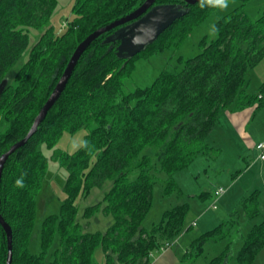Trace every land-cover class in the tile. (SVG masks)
<instances>
[{
  "label": "trees",
  "instance_id": "trees-1",
  "mask_svg": "<svg viewBox=\"0 0 264 264\" xmlns=\"http://www.w3.org/2000/svg\"><path fill=\"white\" fill-rule=\"evenodd\" d=\"M144 1L76 0L73 16L64 26L46 27L28 49L29 29L47 23L57 0H0V155L27 134L76 46L95 29L129 14ZM223 1L200 0L190 5L185 0H155L154 4L182 5L187 12L132 57L117 54L116 33L128 22L100 34L82 52L37 129L4 163L0 214L12 231L11 264H44L56 232L58 248L48 264H97L98 247L104 264H148L150 253L181 231L187 203L164 210L150 229L142 225L156 175L151 157L141 151L151 146L155 164L166 175L163 193L167 194L177 190L173 174L213 150L206 139L225 110H241L255 102V108L260 107L264 80L256 93H249L245 75L264 58V10L251 18L243 8L249 0H238L239 6L214 23L215 37L203 39L201 51L182 61L181 69L163 70L150 85L130 91L123 89V80L131 75L136 59L176 48ZM79 128L89 130L83 143L72 153L53 154L67 170L65 197L59 213L42 220L41 251L32 253L35 194L47 169L39 144L51 146L63 130ZM107 180L110 188L99 202L84 209L83 216L89 218L102 209L113 220L105 231L82 232L75 198ZM259 195L260 189H254L241 199L247 218L260 213ZM242 213L234 210L227 222L200 234L182 259L194 260L207 237H223L231 227L239 229ZM242 238L235 260L252 264L264 246V219ZM7 251L0 225V264H6ZM228 253L225 248L208 264H225Z\"/></svg>",
  "mask_w": 264,
  "mask_h": 264
},
{
  "label": "rangeland",
  "instance_id": "rangeland-1",
  "mask_svg": "<svg viewBox=\"0 0 264 264\" xmlns=\"http://www.w3.org/2000/svg\"><path fill=\"white\" fill-rule=\"evenodd\" d=\"M75 3L76 0H57L47 23L29 29L28 49L46 27L52 26L56 30L64 26L66 20L73 16L72 7ZM239 4L238 0L223 1L191 28L179 46L162 50L149 57L136 59L131 75L123 80V89L130 91L135 87L148 86L161 71L181 69L182 61L201 51L200 44L203 39L209 41L215 37L214 23ZM243 8L251 18L258 17L264 10V0H249ZM28 49L23 57L26 56ZM245 77L248 82L246 90L249 93H256L258 86L264 80V58L255 67L248 69ZM256 103L248 106L251 112L250 118L240 128L233 125L231 120L228 121L229 116L224 113L222 119L225 122H222L221 126L217 125L220 127H216L206 139L213 150L206 155H198L186 167L173 174L177 190H172L167 194L163 193L165 173L155 164L151 146L143 147L141 153H146L151 157L156 180L151 188V206L142 225L150 229L160 221L164 210L182 203L188 204L181 231L176 236L167 239L170 244L167 250L161 246L160 249L152 251L148 264H208L211 258L219 255L225 248L229 251L225 264H238L235 255L242 244V237L254 224L264 219V174L259 173L258 168L261 161L256 159L258 151L251 148V143L255 144L257 139L264 136V98L261 100L260 109L255 108ZM88 131V128H79L73 132L63 130L51 146H46L45 143L39 144V149L47 158V169L35 194V220L29 240V250L32 253L38 254L41 251L42 220L50 214L59 213L60 205L65 197L63 185L67 178V170L60 165L53 154L59 151L74 152L83 143ZM110 186L111 181L107 180L101 186L91 187L87 194H79L75 198L76 220L81 224L82 232L105 231L112 222L111 214L102 209L89 218L83 216L84 209L99 202ZM219 187L224 188L225 193L215 197L214 192ZM242 189L248 191L247 194L254 189H260L258 197L260 213L253 218H247L242 213L240 202L244 195H247ZM213 203L215 208H213ZM234 210L242 213L238 218L239 229L231 227L228 234L223 237H207L194 260L182 259V255L200 234L222 222H227L230 219V212ZM193 222L195 224L192 225ZM188 226L190 227L187 229ZM222 228L225 229L226 225ZM58 243L59 234L56 232L44 255V264H48L53 258ZM94 259L97 264H104V253L101 247L95 250ZM252 264H264V246Z\"/></svg>",
  "mask_w": 264,
  "mask_h": 264
},
{
  "label": "water",
  "instance_id": "water-1",
  "mask_svg": "<svg viewBox=\"0 0 264 264\" xmlns=\"http://www.w3.org/2000/svg\"><path fill=\"white\" fill-rule=\"evenodd\" d=\"M200 0H185L186 3L193 5ZM155 0H145L135 10L129 14L110 22L109 24L99 27L88 34L74 49L71 57L69 58L62 74L54 85L52 91L47 97L46 101L34 117L32 125L27 134L19 141L12 144L7 151L0 155V181L3 166L9 155L17 148L22 146L32 133L37 129L40 122L44 119L47 111L55 103L62 90L64 89L77 61L82 52L87 46L100 34L105 31L127 23L121 27L117 33L116 38L120 40L117 46V54L122 58L132 57L133 55L142 51L148 44L155 41L159 34L168 28L176 19L182 17L187 10L182 9V5H175L172 3L167 4H154ZM131 21V22H130ZM3 84H0V92ZM0 225L3 228L7 237V259L6 264H11L12 260V246L11 237L12 231L10 226L4 221L0 214Z\"/></svg>",
  "mask_w": 264,
  "mask_h": 264
},
{
  "label": "crops",
  "instance_id": "crops-1",
  "mask_svg": "<svg viewBox=\"0 0 264 264\" xmlns=\"http://www.w3.org/2000/svg\"><path fill=\"white\" fill-rule=\"evenodd\" d=\"M260 107L258 109H260ZM224 113H225V115H226V113L228 114V116H229L228 121L231 120L232 121L231 123H233V125H235V126H237L239 128L242 127L244 124H246V122L250 118V114H251L250 108H248V107L245 110L244 109H242V110H236V111L225 110ZM224 113L221 115V117H219L218 123L215 125V128L216 127H220L221 124H222V122H225V120L222 119V116L224 115ZM217 125H220V126H217ZM263 139H264V136H263V138L257 139V142L258 141H261ZM251 148H254L255 149L254 144H252V143H251ZM256 159H258L259 161H261V164L259 165V168L258 169H259V173L262 175V174H264V159L263 160L259 159L258 158V155H257ZM242 191L245 192V194H247L246 192H248V191H246L244 189H242ZM192 225H193V223H192ZM168 247H170V244H169V246H167L166 248H164V250H167Z\"/></svg>",
  "mask_w": 264,
  "mask_h": 264
},
{
  "label": "built area",
  "instance_id": "built-area-1",
  "mask_svg": "<svg viewBox=\"0 0 264 264\" xmlns=\"http://www.w3.org/2000/svg\"><path fill=\"white\" fill-rule=\"evenodd\" d=\"M255 149L258 151V158L263 160L264 159V139L261 141H258L254 144ZM225 189L222 187H219L215 190L214 192V196L218 197L220 195H222L224 193ZM213 208H215V204H213ZM195 222H193L194 224ZM167 246H169L168 242H165V244L162 246V248H166Z\"/></svg>",
  "mask_w": 264,
  "mask_h": 264
},
{
  "label": "bare ground",
  "instance_id": "bare-ground-1",
  "mask_svg": "<svg viewBox=\"0 0 264 264\" xmlns=\"http://www.w3.org/2000/svg\"><path fill=\"white\" fill-rule=\"evenodd\" d=\"M221 196V195H220ZM219 197V196H218ZM214 204V203H213Z\"/></svg>",
  "mask_w": 264,
  "mask_h": 264
}]
</instances>
